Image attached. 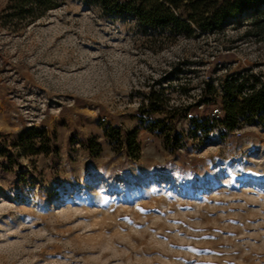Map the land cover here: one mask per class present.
Listing matches in <instances>:
<instances>
[{"label":"rangeland","instance_id":"rangeland-1","mask_svg":"<svg viewBox=\"0 0 264 264\" xmlns=\"http://www.w3.org/2000/svg\"><path fill=\"white\" fill-rule=\"evenodd\" d=\"M54 3L28 22L0 0V140L42 147L0 158V264H264V122L222 136L192 123L201 104L170 112L230 75L264 83V6L188 35ZM153 93L161 112H139Z\"/></svg>","mask_w":264,"mask_h":264},{"label":"trees","instance_id":"trees-1","mask_svg":"<svg viewBox=\"0 0 264 264\" xmlns=\"http://www.w3.org/2000/svg\"><path fill=\"white\" fill-rule=\"evenodd\" d=\"M98 3L107 13H122L134 17L139 23L148 27L171 26L172 29L186 34L197 30L213 33L221 30L223 24L230 19L239 17L250 8L264 6V0H91ZM54 0H12L11 10L14 14L10 17H23L25 20L34 21L44 12L55 7ZM264 28V24L262 25ZM221 94L212 84L205 83L198 100L181 109L174 108L170 112L183 110L186 115L198 112L203 105L197 118L192 123L197 129L206 131L210 125H218L222 128V136L232 132L242 122L258 119L264 122V83L249 73L241 77L230 75L221 86ZM162 93H153L148 99V105L144 101L138 108L139 112L158 113L165 105ZM218 109L221 115L218 118L209 116L212 111ZM145 110V111H144ZM175 117V116H174ZM201 123H198V120ZM156 128L155 126H153ZM116 136L127 152L134 154L139 151L136 147L137 131L121 133L116 130ZM34 129H30L26 135H21L17 143L9 145L0 140V158L11 160L10 148L17 147L22 150L21 155H34L42 151V147L36 150L33 140L37 136ZM87 149L92 152V141H88ZM18 160V159H17ZM15 165H19L18 161Z\"/></svg>","mask_w":264,"mask_h":264},{"label":"built area","instance_id":"built-area-1","mask_svg":"<svg viewBox=\"0 0 264 264\" xmlns=\"http://www.w3.org/2000/svg\"><path fill=\"white\" fill-rule=\"evenodd\" d=\"M212 117L218 118L221 115V112L218 109H215L211 113ZM192 118V116H190Z\"/></svg>","mask_w":264,"mask_h":264}]
</instances>
